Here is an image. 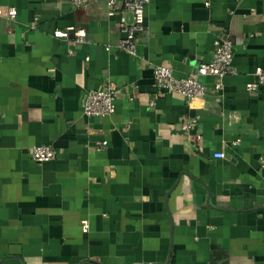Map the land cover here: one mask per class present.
<instances>
[{"label": "crops", "instance_id": "crops-1", "mask_svg": "<svg viewBox=\"0 0 264 264\" xmlns=\"http://www.w3.org/2000/svg\"><path fill=\"white\" fill-rule=\"evenodd\" d=\"M204 1L150 0L131 55L106 0H0V264H264V86L246 88L264 0ZM70 25L86 40L54 35ZM217 38L237 70L220 89L158 94L155 65L189 75ZM107 80L116 111L85 115ZM43 143L57 155L36 161Z\"/></svg>", "mask_w": 264, "mask_h": 264}, {"label": "built area", "instance_id": "built-area-1", "mask_svg": "<svg viewBox=\"0 0 264 264\" xmlns=\"http://www.w3.org/2000/svg\"><path fill=\"white\" fill-rule=\"evenodd\" d=\"M91 0H71V3L77 7H85ZM150 0H106L107 15L111 16L120 12L119 28L122 33L119 39L118 48L136 55L138 52L137 37L145 27L146 5ZM207 7L211 6V0H205ZM17 9L9 7L8 16L16 18ZM56 37L65 40L83 42L86 40L87 31L84 27L70 25L65 28H58L54 31ZM109 48V47H107ZM234 42L230 38L214 41L212 59L208 62L200 63L195 72L186 76H176L171 66L157 64L154 66L153 78L158 94L165 92H176L185 95L188 98L205 96L208 91V84L200 78L202 76H211L214 79V85L220 89L223 85V79L228 74L236 73L234 65ZM89 57H87V60ZM256 79L246 84L250 92L258 91L264 86V67L259 65L255 68ZM119 97L118 89L114 82L107 80L106 83L96 89L88 90L83 99V111L87 116L106 117L116 111V101ZM154 99L151 101L153 102ZM107 141L98 142L99 147H105ZM31 155L36 161H49L56 157L57 149L50 144H38L31 148ZM216 157H224V152L215 153ZM89 225L83 221V231L87 232Z\"/></svg>", "mask_w": 264, "mask_h": 264}]
</instances>
